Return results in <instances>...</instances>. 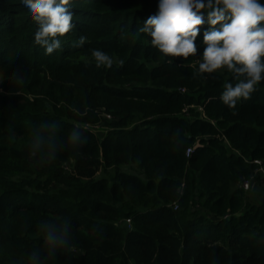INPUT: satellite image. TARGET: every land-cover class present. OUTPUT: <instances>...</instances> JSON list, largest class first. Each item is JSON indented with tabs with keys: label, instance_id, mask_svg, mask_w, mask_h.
I'll return each instance as SVG.
<instances>
[{
	"label": "trees",
	"instance_id": "obj_1",
	"mask_svg": "<svg viewBox=\"0 0 264 264\" xmlns=\"http://www.w3.org/2000/svg\"><path fill=\"white\" fill-rule=\"evenodd\" d=\"M71 6L48 54L19 0H0V264L34 251L42 264H264V177L257 193L240 184L264 166V80L228 105L235 74L198 72L207 23L196 53L170 56L139 31L156 0ZM94 48L113 64L97 66ZM52 132L57 156L30 157L31 137ZM65 219L68 246L49 255L42 225Z\"/></svg>",
	"mask_w": 264,
	"mask_h": 264
},
{
	"label": "clouds",
	"instance_id": "obj_2",
	"mask_svg": "<svg viewBox=\"0 0 264 264\" xmlns=\"http://www.w3.org/2000/svg\"><path fill=\"white\" fill-rule=\"evenodd\" d=\"M157 11L150 15L139 31L147 33L150 43L170 56L188 57L197 51L195 39L200 32L199 25L207 23L202 43L198 72H213L226 66L235 74V84L225 81L221 99L234 105L240 98H249L258 82L264 80V2L262 0H156ZM19 7L25 10L38 27L34 33L35 43L51 54L61 48V36L73 29L71 0H19ZM81 35L76 42L83 45ZM97 66H111L113 58L99 48L92 49ZM120 64L124 61L120 60ZM12 83H24V76L12 67L7 74ZM43 128H50L44 124ZM71 141L81 140L80 132L70 134ZM63 141L52 132L49 135H33L28 141V155L39 160H51ZM70 219L63 225L46 221L42 225L43 240L49 255L68 246ZM30 264H42L38 252L29 254Z\"/></svg>",
	"mask_w": 264,
	"mask_h": 264
},
{
	"label": "built area",
	"instance_id": "obj_3",
	"mask_svg": "<svg viewBox=\"0 0 264 264\" xmlns=\"http://www.w3.org/2000/svg\"><path fill=\"white\" fill-rule=\"evenodd\" d=\"M193 147L190 146L186 149V156H190V154L193 152ZM254 163L257 164L256 168H254V171L257 172H261V174L263 175L264 177V166L262 165V160L261 159H254L253 160ZM253 180V176H251L250 178H247L245 179L243 182H242V187L245 188V189H248L251 185V182ZM174 207L176 208L177 207V204L174 203Z\"/></svg>",
	"mask_w": 264,
	"mask_h": 264
},
{
	"label": "rangeland",
	"instance_id": "obj_4",
	"mask_svg": "<svg viewBox=\"0 0 264 264\" xmlns=\"http://www.w3.org/2000/svg\"><path fill=\"white\" fill-rule=\"evenodd\" d=\"M197 109L200 110V111H202V109H201L200 106H198ZM99 129L102 130L101 128H99ZM262 165H263V163H262ZM68 168H69V163L66 162V163H65V169H68ZM262 177H263V175L261 174V172H259V171L255 172V171H254V173H253V179L256 180V182L253 184V186L250 185V187L253 188L252 191H254L255 193L258 192V191H256V190H257L258 187H259V186H255V185H259L258 183L261 182ZM254 180H253V181H254ZM253 181H252V182H253ZM242 182H243V181H242ZM242 182L240 183L241 185H242ZM252 182H251V184H252ZM250 187L248 188V190L251 189ZM243 189H245V188H243ZM245 190H247V189H245ZM249 199H252L251 196H249ZM127 221L129 222L130 220H129V219H126V222H127Z\"/></svg>",
	"mask_w": 264,
	"mask_h": 264
}]
</instances>
